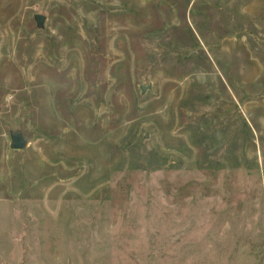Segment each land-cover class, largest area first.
<instances>
[{
  "label": "rangeland",
  "instance_id": "obj_1",
  "mask_svg": "<svg viewBox=\"0 0 264 264\" xmlns=\"http://www.w3.org/2000/svg\"><path fill=\"white\" fill-rule=\"evenodd\" d=\"M0 264H264V0H0Z\"/></svg>",
  "mask_w": 264,
  "mask_h": 264
},
{
  "label": "water",
  "instance_id": "obj_2",
  "mask_svg": "<svg viewBox=\"0 0 264 264\" xmlns=\"http://www.w3.org/2000/svg\"><path fill=\"white\" fill-rule=\"evenodd\" d=\"M35 19L37 21L38 26L42 27L44 24V15L36 14ZM142 89L145 90V86H143ZM10 136H11L10 147L12 149H23L27 146L28 141L22 130L20 129L13 130L11 131Z\"/></svg>",
  "mask_w": 264,
  "mask_h": 264
}]
</instances>
